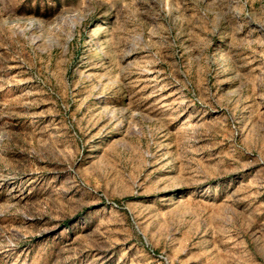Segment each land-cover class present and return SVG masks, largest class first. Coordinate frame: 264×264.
I'll list each match as a JSON object with an SVG mask.
<instances>
[{
	"label": "rangeland",
	"instance_id": "1",
	"mask_svg": "<svg viewBox=\"0 0 264 264\" xmlns=\"http://www.w3.org/2000/svg\"><path fill=\"white\" fill-rule=\"evenodd\" d=\"M0 264H264V0H0Z\"/></svg>",
	"mask_w": 264,
	"mask_h": 264
},
{
	"label": "bare ground",
	"instance_id": "2",
	"mask_svg": "<svg viewBox=\"0 0 264 264\" xmlns=\"http://www.w3.org/2000/svg\"><path fill=\"white\" fill-rule=\"evenodd\" d=\"M97 47H99V43H97ZM97 54H99V51L97 52ZM95 52H94V56L96 57V58H98V55H97Z\"/></svg>",
	"mask_w": 264,
	"mask_h": 264
}]
</instances>
